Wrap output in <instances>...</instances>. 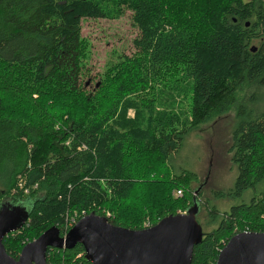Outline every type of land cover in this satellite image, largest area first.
<instances>
[{"label":"trees","instance_id":"trees-1","mask_svg":"<svg viewBox=\"0 0 264 264\" xmlns=\"http://www.w3.org/2000/svg\"><path fill=\"white\" fill-rule=\"evenodd\" d=\"M126 12L139 33L135 52L118 55L87 85L82 22ZM232 109L228 152L238 175L216 196L241 204L225 212L200 205L213 229L198 221L204 237L192 264H216L236 234L264 233L263 1L0 0L1 199L30 211L5 238L6 252L18 259L48 229L64 236L91 213L143 230L188 212L199 179L172 174V160L190 132ZM47 261L91 264L81 245L49 250Z\"/></svg>","mask_w":264,"mask_h":264},{"label":"water","instance_id":"water-1","mask_svg":"<svg viewBox=\"0 0 264 264\" xmlns=\"http://www.w3.org/2000/svg\"><path fill=\"white\" fill-rule=\"evenodd\" d=\"M251 51L255 53L257 48ZM2 196L0 190V200ZM199 210L195 203L188 212L166 217L143 230L116 227L91 213L64 236L57 227L48 229L25 245L15 259L6 252L4 240L24 228L30 212L20 205L5 204L0 206V264H49V250H71L77 245L83 247L91 264H192L194 248L204 237L197 220ZM216 264H264V233L236 234L220 251Z\"/></svg>","mask_w":264,"mask_h":264},{"label":"rangeland","instance_id":"rangeland-1","mask_svg":"<svg viewBox=\"0 0 264 264\" xmlns=\"http://www.w3.org/2000/svg\"><path fill=\"white\" fill-rule=\"evenodd\" d=\"M264 3V0H262ZM138 29L131 19V12L117 20H91L82 22V36L90 43L89 58L85 61L84 81L87 85L98 82L99 76L104 72L109 62H116L118 55H132L135 52L133 40L138 36ZM181 99H177L175 111H180ZM263 102L258 104L262 109ZM182 110H188L187 101ZM133 117L134 112L130 111ZM236 111L230 110L210 123L201 125L199 130L190 132L186 136L184 146L174 156L171 172L189 170L194 172L199 179L196 188L202 197H199V206L209 201L220 212L229 211L231 207L241 204L236 196L220 199L216 193L227 192L234 188L237 178V168L232 162V154L228 150L231 134L235 126ZM181 130V129H180ZM179 173V172H178ZM245 200H249L245 198ZM2 202H11L2 199ZM199 211L198 221L205 232H210L213 226L208 225V217L204 209Z\"/></svg>","mask_w":264,"mask_h":264},{"label":"built area","instance_id":"built-area-1","mask_svg":"<svg viewBox=\"0 0 264 264\" xmlns=\"http://www.w3.org/2000/svg\"><path fill=\"white\" fill-rule=\"evenodd\" d=\"M176 197H182V192L178 191L175 193ZM76 224V223H75ZM74 226V221H72L71 223L68 224V226L66 227V233ZM70 227V228H69ZM69 228V229H68Z\"/></svg>","mask_w":264,"mask_h":264},{"label":"flooded vegetation","instance_id":"flooded-vegetation-1","mask_svg":"<svg viewBox=\"0 0 264 264\" xmlns=\"http://www.w3.org/2000/svg\"><path fill=\"white\" fill-rule=\"evenodd\" d=\"M10 204H11V206L12 205H20V206H22V207H25L26 208V210H28L29 209V207L27 206H24V203H11V202H9ZM8 202H2V199L0 200V206H3V205H5V204H9ZM30 212V211H29Z\"/></svg>","mask_w":264,"mask_h":264}]
</instances>
